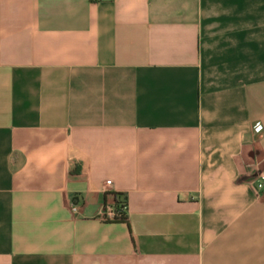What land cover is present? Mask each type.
Segmentation results:
<instances>
[{"label": "crops", "instance_id": "1", "mask_svg": "<svg viewBox=\"0 0 264 264\" xmlns=\"http://www.w3.org/2000/svg\"><path fill=\"white\" fill-rule=\"evenodd\" d=\"M262 177L264 0H0V264H264Z\"/></svg>", "mask_w": 264, "mask_h": 264}, {"label": "trees", "instance_id": "2", "mask_svg": "<svg viewBox=\"0 0 264 264\" xmlns=\"http://www.w3.org/2000/svg\"><path fill=\"white\" fill-rule=\"evenodd\" d=\"M112 197L117 214L112 221H104V222H126L127 219L126 199L119 193L113 194Z\"/></svg>", "mask_w": 264, "mask_h": 264}, {"label": "built area", "instance_id": "3", "mask_svg": "<svg viewBox=\"0 0 264 264\" xmlns=\"http://www.w3.org/2000/svg\"><path fill=\"white\" fill-rule=\"evenodd\" d=\"M95 1H99V0H95ZM261 132L258 131L257 134H260ZM262 179H264V177H262ZM111 185L110 181H107L105 183L106 187H109ZM258 188L262 187V183L259 182L258 183ZM73 211H76V207L72 208ZM116 209H115V205L114 202L109 203L107 205L102 206V208L100 209V213L98 215V218L101 219L102 221H112L114 219V217L116 216Z\"/></svg>", "mask_w": 264, "mask_h": 264}]
</instances>
